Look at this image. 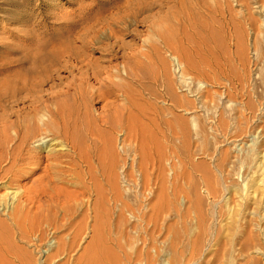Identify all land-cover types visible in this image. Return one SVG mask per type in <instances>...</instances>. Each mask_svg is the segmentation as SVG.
<instances>
[{
    "label": "rangeland",
    "instance_id": "rangeland-1",
    "mask_svg": "<svg viewBox=\"0 0 264 264\" xmlns=\"http://www.w3.org/2000/svg\"><path fill=\"white\" fill-rule=\"evenodd\" d=\"M188 1L197 3L0 0V62L11 63V81H46L45 94L62 90L83 115L105 111L121 125L138 112L132 99L163 106L167 99L156 101L150 92L161 93L168 80L189 102V114L174 111L189 122L187 147L177 133L181 140L164 145L162 158L156 142H134L151 184L135 194L119 183L126 191L122 213L110 191L112 169L96 163L106 198L95 210L75 203L68 229L42 224L16 232L13 244L23 260L11 259L14 264H88L101 244L103 264H264V159L257 157L260 149L264 154V0H232L221 17L192 18L188 31L177 33L176 47L159 43L155 26ZM200 1L208 14L212 0ZM200 21L220 33L212 38ZM53 52L55 63L34 65L39 53ZM100 128L112 133L120 153L125 131ZM124 150L123 160L131 159L128 145Z\"/></svg>",
    "mask_w": 264,
    "mask_h": 264
},
{
    "label": "bare ground",
    "instance_id": "bare-ground-1",
    "mask_svg": "<svg viewBox=\"0 0 264 264\" xmlns=\"http://www.w3.org/2000/svg\"><path fill=\"white\" fill-rule=\"evenodd\" d=\"M195 1L196 4L186 2L180 12L169 15L155 26L154 37L159 43L166 47H176L177 33L188 31L192 18L221 17L227 8L230 9L232 2L212 0L214 7L208 8L206 14L200 8L201 1ZM168 10L171 12V8ZM214 23L212 20V24ZM199 24L212 38L220 33L207 21H200ZM240 46L243 51V45ZM153 48L159 49L157 44ZM178 48L180 52L184 51L183 48ZM64 55L65 52L62 57ZM47 59L55 63L54 52L50 57L39 53L33 63L40 65ZM10 64L0 62V75L6 76L0 81V264H14L11 260L14 258L23 260L13 244L16 232L22 233L28 227L34 230L42 224L54 226L56 230L62 226L68 229L75 223L72 212L75 203H85L88 208L95 210L99 198L104 200L108 191L96 178V163L104 169H112L113 183L109 185L110 191L116 201L121 202L122 213L127 205L123 202L126 191L121 184H127L130 192L134 191L135 194L138 189L151 184L142 177L141 162L134 142L141 141L142 145L147 140L156 142L158 157L163 158L164 145L172 147L180 139H176L177 133L182 136L184 148L189 141L187 118L174 113L183 109L185 115L189 114L186 109L189 102L176 93L171 80L165 83L161 93L155 89L150 92L156 101L160 98L167 99L163 101V106L150 103V98L143 104L132 99L131 103L138 112L130 113L127 123L121 125L117 123V118L110 119L105 111L96 116L89 112L83 115L79 112L73 96L62 90H52L45 94L41 88L46 81H11L9 78L13 69ZM184 87L191 92L188 83L185 82ZM203 104L204 101H201L202 106ZM147 105L153 107V116L148 115ZM107 124H110L113 131H125L126 136H120V153L115 148L116 142L112 133L100 128ZM150 126L157 132V137L154 132H150ZM138 129L142 132V138ZM261 138L263 139L262 136ZM259 144L261 147V142ZM126 145L129 147L131 159L124 161L121 155H125ZM262 153L261 149L257 153L259 160L264 159ZM128 162L130 164L127 167ZM86 177L89 181H86ZM73 178L77 179L76 183L71 182ZM12 189L17 191L11 192ZM153 202L151 208L155 210L157 204ZM72 240L75 242L76 237ZM106 258V249L101 244L88 264H103L107 261Z\"/></svg>",
    "mask_w": 264,
    "mask_h": 264
}]
</instances>
